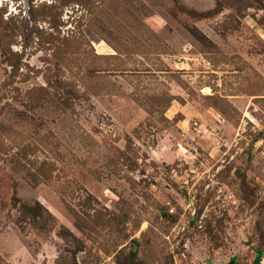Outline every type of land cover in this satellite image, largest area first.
Here are the masks:
<instances>
[{"label":"rangeland","instance_id":"1","mask_svg":"<svg viewBox=\"0 0 264 264\" xmlns=\"http://www.w3.org/2000/svg\"><path fill=\"white\" fill-rule=\"evenodd\" d=\"M264 264V0H0V264Z\"/></svg>","mask_w":264,"mask_h":264},{"label":"water","instance_id":"2","mask_svg":"<svg viewBox=\"0 0 264 264\" xmlns=\"http://www.w3.org/2000/svg\"><path fill=\"white\" fill-rule=\"evenodd\" d=\"M227 264H234L233 260H229Z\"/></svg>","mask_w":264,"mask_h":264}]
</instances>
